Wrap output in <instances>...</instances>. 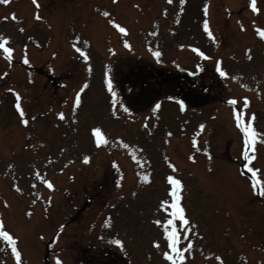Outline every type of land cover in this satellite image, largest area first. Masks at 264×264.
<instances>
[{"label":"rangeland","instance_id":"rangeland-1","mask_svg":"<svg viewBox=\"0 0 264 264\" xmlns=\"http://www.w3.org/2000/svg\"><path fill=\"white\" fill-rule=\"evenodd\" d=\"M161 1L0 3V36L7 38L5 46L13 48L11 61L0 49V220L16 240L21 264H86L85 259L99 264L111 257L117 264H167L162 235L167 217L159 205L168 200L164 179L172 160L173 169L188 176L183 181L191 180L184 186L181 204L194 223L199 221L198 226L183 230L181 247L192 245L183 253L184 264H209L216 257L224 259L218 264H264V197L253 193L251 174L243 167L249 163L264 171V45L250 37L252 30L257 31L249 24L254 18L246 11V0H211L212 44L203 40L197 25L193 31L198 40L182 44L187 49L199 48L205 55L215 52V66H205L213 75H207L205 82L211 85L216 104L203 110H181L176 98L168 96L159 101V108L147 107L144 113L135 102L138 89L136 95L120 96L118 85L123 78H132L136 67L154 66L174 81L175 74L195 71L198 66L193 65L197 59L193 52L177 56L169 43L179 42L188 28L172 18L177 31L170 36L166 29L151 25L165 12ZM192 1L196 9L185 12L186 23L205 11L204 0ZM259 2L263 9L264 0ZM207 6L210 11V0ZM183 12L179 0L172 16ZM239 15L247 31L240 30V20L234 21ZM263 17L264 12L256 20ZM246 39L252 41L249 47L253 49L245 51L247 58L241 60V41ZM150 51L155 58L145 55ZM217 62L227 72L228 83L223 80L226 76L220 77ZM109 80L115 97L108 90ZM226 83L232 87L226 90ZM85 84L81 103L74 106L75 95ZM241 85L255 93L246 109L247 122L259 133L251 162L241 160V136L232 121L233 104L228 103L229 95L236 101L234 107L248 97L239 89ZM17 93L27 125L16 113ZM147 117L145 134L140 125ZM93 128H100L108 144L96 145ZM135 136L149 138V159L132 156L137 149L129 142L135 143ZM130 163L139 175L153 168L148 170L149 188L130 186L128 193L126 181L115 182L135 178ZM135 190L128 205L129 194ZM196 235L203 240L196 243ZM116 239L122 246L113 242ZM203 247L215 249L218 255L204 252ZM0 264H17L2 237Z\"/></svg>","mask_w":264,"mask_h":264},{"label":"snow or ice","instance_id":"snow-or-ice-1","mask_svg":"<svg viewBox=\"0 0 264 264\" xmlns=\"http://www.w3.org/2000/svg\"><path fill=\"white\" fill-rule=\"evenodd\" d=\"M168 2L172 3V0H168ZM184 2H185V0H180L181 4H183ZM0 3L8 4L9 0H0ZM33 3L36 4V0H33ZM250 7H251L253 12H259V9L256 7V0H251ZM206 9H207V5H205V11H206ZM104 15L107 16L108 13L105 12ZM36 18L40 19L39 16H37ZM3 19H7V18L5 17ZM12 19L13 20L16 19L14 14L12 15ZM116 27L119 28L121 33L125 32V28L120 27V25L117 24ZM203 27H204V31L211 37L212 33L209 30V24L206 20L204 21ZM20 30L23 31V29H20ZM257 31H258V34L261 36V38H264V30L257 29ZM0 40L3 41V42H0V49H3V53L5 55V58L8 61H11L13 48L5 46L7 44V38L6 37L0 36ZM126 46H128L127 43H126ZM77 51L79 52L80 49L77 48ZM194 51L197 52L199 54V56L205 57V53L203 51H201L199 48H195ZM155 55L159 56L160 53L156 52ZM83 58L85 60L88 59L87 55H84ZM205 58H207V57H205ZM28 62L29 61L25 56L24 63L27 64ZM217 71L219 72L220 76H222V77L228 75L227 72L221 70V68L219 67V62H217ZM232 78L235 79L236 77L233 76ZM85 87H87V84H85L80 89V91H78L76 93L75 98H74V102H73L74 106H78L81 103L80 92H82ZM108 90L110 92H113L111 80L108 81ZM113 97H115L114 92H113ZM15 99H16L15 107L18 110L19 115L22 118V123L27 125L28 120L24 119L25 114H24L23 109L21 108V104H20L21 98H20V95L18 93L16 94ZM228 103L229 104H235L236 101L234 99H231L228 101ZM243 103H244V106L247 107V105H248L247 97L244 98ZM180 106H181V110H184V102L182 100L180 101ZM155 107L159 108L160 105L156 104ZM124 110L128 111L127 108H125ZM58 115H59L61 120L64 119L63 113H59ZM254 116H255V114H252L253 119H254ZM235 119H236L237 126L240 127L244 133V139H243L244 148L242 151L243 159H244V161L251 162L254 159V150H253L252 146L255 143L256 137L259 135V133L253 128L251 122H248V123L244 122L241 113L238 112L235 116ZM199 127L201 129H203L204 125H200ZM91 133L95 137V143L98 147L101 144H108V140L103 138V135L101 133L100 128L91 129ZM169 135H171V133H169ZM125 147H127V145H125ZM250 152H252L251 155H250ZM190 159H192V157H190ZM88 160H89V157L85 156L84 161L88 162ZM9 167H11V165H9ZM172 167H174V166H172ZM243 167L246 168L247 172L251 174L250 184H251V189H252L253 193L257 196L264 197V171H262L259 168L254 167V166H250L249 163H244ZM141 179L144 181H147L148 177H147V175H142ZM166 179H167V183L171 186L169 191H168V195L170 197V200H162L160 202L159 208H161L165 211H168V213H169V218L164 222V230H163L162 235H163V237H165L166 247L170 251H165L163 253V255L168 261H171V264H178V261L184 260L183 253L185 251H190L192 245H191V243H189L187 249H184V248L179 246L181 233L178 231L177 225H183L185 227V229H187L190 225V221L186 218L185 209L180 203V201H181L180 193H181V190L183 188L181 180L172 176V175H169ZM44 182L47 184V186L49 188L53 187L51 182H49L47 180H45ZM17 191H20V189L17 188ZM28 214L30 215L31 213L29 212ZM155 223L160 224L161 221L156 220ZM61 227H63V226H61ZM0 237H2L5 241H7V243L9 245H11V250H12V253L16 257L17 264H21V254L17 250L16 240L13 238L12 235L9 234L8 231L4 230V225H3L2 220H0ZM113 242L116 245L122 246V242L119 239H116ZM156 246L159 247V244H157ZM217 259L220 260L221 258L217 257ZM58 264H59V262H58ZM221 264H222V262H221Z\"/></svg>","mask_w":264,"mask_h":264}]
</instances>
